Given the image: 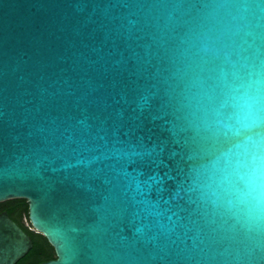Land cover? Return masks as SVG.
Segmentation results:
<instances>
[{"label":"water","instance_id":"95a60500","mask_svg":"<svg viewBox=\"0 0 264 264\" xmlns=\"http://www.w3.org/2000/svg\"><path fill=\"white\" fill-rule=\"evenodd\" d=\"M11 199L37 264H264V0H0Z\"/></svg>","mask_w":264,"mask_h":264},{"label":"trees","instance_id":"16d2710c","mask_svg":"<svg viewBox=\"0 0 264 264\" xmlns=\"http://www.w3.org/2000/svg\"><path fill=\"white\" fill-rule=\"evenodd\" d=\"M6 210L9 216L32 238L30 250L16 264H37L55 257L52 246L40 233L35 232L28 220L27 202L24 199H11L0 202V212Z\"/></svg>","mask_w":264,"mask_h":264}]
</instances>
